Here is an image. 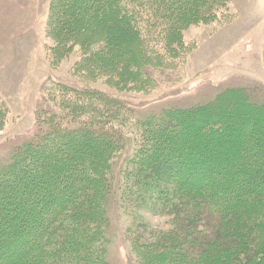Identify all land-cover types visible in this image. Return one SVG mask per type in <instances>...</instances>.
Masks as SVG:
<instances>
[{
  "label": "trees",
  "instance_id": "obj_1",
  "mask_svg": "<svg viewBox=\"0 0 264 264\" xmlns=\"http://www.w3.org/2000/svg\"><path fill=\"white\" fill-rule=\"evenodd\" d=\"M230 3L51 0L49 64L78 58L0 157V264H111V205L171 218L129 230L138 264H264L263 100L228 88L145 112L128 98L184 75V33L225 22ZM9 112L0 100V129Z\"/></svg>",
  "mask_w": 264,
  "mask_h": 264
},
{
  "label": "rangeland",
  "instance_id": "obj_2",
  "mask_svg": "<svg viewBox=\"0 0 264 264\" xmlns=\"http://www.w3.org/2000/svg\"><path fill=\"white\" fill-rule=\"evenodd\" d=\"M50 2L0 0V100L10 111L0 129V157L19 143L15 141L32 134L36 110L43 105L45 83L50 79L68 80L78 58L72 55L58 69L50 66ZM229 10L231 17L225 22L191 27L184 33L185 41L192 46L184 75L177 74L173 81L163 80L151 96L128 98L136 106H145V112L203 105L228 88H246L255 94L256 101L264 102V0H231ZM137 216L138 220L118 206H110L111 264H138L131 251L129 230L171 228L167 216L150 211L138 212Z\"/></svg>",
  "mask_w": 264,
  "mask_h": 264
}]
</instances>
